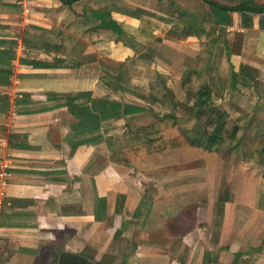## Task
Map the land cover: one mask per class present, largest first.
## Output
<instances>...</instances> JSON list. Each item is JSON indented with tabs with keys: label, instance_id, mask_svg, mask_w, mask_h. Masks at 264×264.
I'll list each match as a JSON object with an SVG mask.
<instances>
[{
	"label": "crops",
	"instance_id": "0c3cea01",
	"mask_svg": "<svg viewBox=\"0 0 264 264\" xmlns=\"http://www.w3.org/2000/svg\"><path fill=\"white\" fill-rule=\"evenodd\" d=\"M20 1L0 0V68L10 71L0 81V105L8 103L0 112V159L12 163L0 264H54L61 251L82 249L96 252V261L107 256L122 264H231L238 254L247 264H264V182L260 193L246 182L235 191L230 182L239 173L229 170L224 179L231 187L223 195L220 184L217 190L199 186L201 173L167 178L142 165L161 155L111 164L106 140L75 137L76 120L55 100L71 95L70 83L82 81L81 74L97 81L92 68L106 67L89 54L106 55L108 37L127 35L141 49L112 43L126 58L145 47L167 53L225 48L230 74L241 64L257 71L255 81L238 77L233 93L262 104L264 12L243 28L237 12L229 14L231 25L217 24L219 16L202 0H27L28 15ZM207 1L264 6V0ZM102 146L106 165L93 170L92 151ZM220 196L224 203L215 204ZM156 230H163L162 239H150Z\"/></svg>",
	"mask_w": 264,
	"mask_h": 264
},
{
	"label": "rangeland",
	"instance_id": "374dc122",
	"mask_svg": "<svg viewBox=\"0 0 264 264\" xmlns=\"http://www.w3.org/2000/svg\"><path fill=\"white\" fill-rule=\"evenodd\" d=\"M29 2L25 3L28 8ZM187 28L189 30L187 32H192L193 25H188ZM178 30L179 28H173V31L178 32ZM183 32H186V29ZM117 38L120 39L118 42ZM197 38L202 42L200 36ZM182 39V41L186 40L185 37ZM108 40L106 55L95 52L89 54L92 56L91 59H94L93 62L99 60L101 65L106 68L100 69L98 66L92 68V71L95 72L93 75L99 76L97 81L95 79L93 82V79L86 76L87 69L83 67L85 74L80 75L82 81L70 83V90L73 92L70 93V97L75 98V102L78 104L86 103L89 98L118 102L125 99L147 104L148 102L142 100L138 95L143 97L152 95L159 102L151 105V112L134 116L136 120H132L131 117L115 120L116 124H113L115 128L114 130L109 129L106 133L108 138H105V143L109 141L110 137L115 140L117 145L129 143L127 139L131 136L130 133L137 132L152 137L175 135L182 130L188 136H197L200 129L198 124L194 119L189 118L188 120L182 115L193 113L187 107L192 108L194 93L202 87L208 86L212 91L213 105L227 109L230 114L226 124L227 130L223 132L224 136L222 142L217 146L218 150L206 152L200 148L187 146L153 158L150 162L142 161V165L149 168L154 166L153 171L157 176L162 177L167 174V178L171 173L174 176L184 173H201L203 176L200 178L202 181L199 186L217 190L220 184V192L223 195L227 194L231 187L224 179V175L227 171L233 170L239 173H235L234 179L230 182L236 188L235 191H238L241 185L244 187V182H246L250 184L249 188H255L257 193H260V186L264 185H261L264 182V103L249 99L247 94H240V90L233 93L234 90L230 88L233 78L230 74L232 69L228 59H225L228 57L226 49L220 47L222 52L213 49L211 51V47L207 46L203 47L205 51L201 52L191 51L188 48L189 51L185 52L167 53L168 50L151 51L145 47V49L134 53L133 56L126 58L127 56L120 54L116 51L117 49H112L114 47L112 43L115 42V46H129L132 49H137L139 45L135 43V38L124 35L108 37ZM192 41L195 42L196 39ZM93 43L95 44V42ZM189 43L192 44V42ZM66 96L62 97L66 98ZM64 98H60L63 100L62 102L65 101ZM55 115L58 116V113ZM235 126H237L236 136L230 140L228 133ZM239 139H243V143L235 144ZM102 151H104L103 146L96 152L92 151L93 170H99L106 165L103 162L105 155L102 154ZM244 178L246 181L243 180ZM241 198L244 200V197ZM223 203L220 196L215 204ZM219 217H221V212ZM154 234L156 237L151 234L150 239H162L161 237L164 235L163 230H156ZM246 252L249 253V251ZM82 254L99 264H103V261L105 264H122L118 258L107 256L102 262L96 261L93 259L96 252H86V249H82ZM241 259L245 258L241 257ZM55 262L57 264V261H54V264Z\"/></svg>",
	"mask_w": 264,
	"mask_h": 264
},
{
	"label": "trees",
	"instance_id": "16d2710c",
	"mask_svg": "<svg viewBox=\"0 0 264 264\" xmlns=\"http://www.w3.org/2000/svg\"><path fill=\"white\" fill-rule=\"evenodd\" d=\"M209 5L214 15L219 16V22L222 26L231 25V19L229 14L237 12L241 14V25L243 28H249L251 26L252 15L261 14L264 12V6L262 8H248L245 4L241 3L237 6H225L219 5L207 0H202ZM260 27H263L262 21H260ZM11 58L12 55H10ZM10 74V71L0 68V81L6 78ZM232 88L235 89L237 78L242 80L255 81L257 78V71L249 66L240 65L237 73L232 74ZM123 88V87H122ZM124 90V89H123ZM126 91V90H125ZM128 92V91H127ZM131 92V91H130ZM142 100L148 102L142 104L141 102L128 101L123 99L122 102L104 100L99 98H89L86 103H76V99H72L70 95H67L65 101L60 103V106L67 107L71 116L76 120L72 125L71 131L75 137L88 136L86 142L98 143L104 142V135L107 136L109 129L114 130L115 120L124 119L134 116L144 115L152 111L151 105L158 103L156 97L150 95L143 97L138 95ZM194 102L190 108L193 113L183 114L182 116L194 119L198 124V135L188 136L184 131L180 130L178 134L168 136H145L143 133H130L131 136L127 139L129 143H123L117 145L114 139L109 138L108 145V160L111 164L117 166H128L132 162H135L141 158H148L153 156L162 155L164 153L173 151L182 147H194L200 148L206 152H212L218 150V145L222 142L223 132L226 131V124L230 118L229 111L227 109H221L216 107L212 103V91L210 87L204 86L199 89L193 95ZM58 98V99H57ZM55 100H62L56 97ZM0 105V112H4L8 109V103H4L2 100ZM58 105V106H59ZM113 125V126H112ZM237 126L233 127L228 133V138L233 140L236 136ZM143 136V137H137ZM114 140V141H113ZM83 142L78 140L73 145L71 153L74 149ZM243 143V139H239L235 144ZM117 145V146H116ZM235 146L233 145V148ZM104 202V201H102ZM241 255L238 254L231 264H247L246 260H242ZM57 264H99L82 256L81 254L61 251L57 257Z\"/></svg>",
	"mask_w": 264,
	"mask_h": 264
},
{
	"label": "built area",
	"instance_id": "2783aa9c",
	"mask_svg": "<svg viewBox=\"0 0 264 264\" xmlns=\"http://www.w3.org/2000/svg\"><path fill=\"white\" fill-rule=\"evenodd\" d=\"M27 0H23L20 2H16L18 5H23V3ZM23 14L28 15L30 9L23 5ZM12 168L11 160L5 156L0 159V218L3 208V202L6 196V189L9 183L10 169Z\"/></svg>",
	"mask_w": 264,
	"mask_h": 264
}]
</instances>
